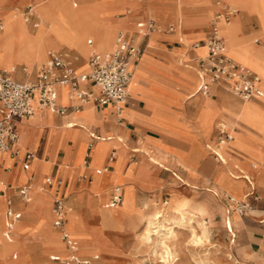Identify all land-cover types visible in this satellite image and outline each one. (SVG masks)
Instances as JSON below:
<instances>
[{
	"label": "crops",
	"instance_id": "crops-1",
	"mask_svg": "<svg viewBox=\"0 0 264 264\" xmlns=\"http://www.w3.org/2000/svg\"><path fill=\"white\" fill-rule=\"evenodd\" d=\"M36 1L38 0H0V11L19 9L27 4L33 7ZM149 1H151L150 6L134 0H100V5L103 11L107 12L105 20L117 28L124 29L126 36L131 39L132 43L136 44L139 41V37L135 35V22L137 19L144 20L146 18L150 13L147 10L148 7L156 17L152 15L157 28L159 24L156 22V19L162 24L166 21H173L171 14L174 12V0ZM198 1V6L202 8L201 11L192 12L194 16L190 18L191 20L189 19V21H192L191 24L182 30V34L188 40V46L183 50V65H185V61L193 62L194 71H191L187 65L181 68L180 61L178 62L175 59L178 65L177 69L173 70L169 65L166 69L171 74H175L174 71H177L176 77L178 81L169 79L166 86L150 89L146 92L144 99L137 95L129 96L126 104L122 107L123 114H119V121L113 115L111 104L98 106L93 103H87L81 107L78 113L68 111L64 115H57L51 112L48 114L43 112L45 110H36L37 113L31 119L24 118L21 120V124H15V132L21 141V153L31 152L34 157L27 165L23 166L20 161L17 162L20 158V150L16 160L11 159L6 154L0 153V203L3 201L5 210L6 202L9 201L11 208L20 213L19 220L23 217V214L27 217L28 220L24 225L25 241L35 242L34 245H39L44 241L43 238H45L46 231L50 230L47 229L48 219L45 215L46 211H49L51 214L50 199L44 194H40L38 197L33 194V202L36 200L30 210L24 213L23 208L28 201L23 202L19 199L16 192L18 186L29 185L31 187V184L34 182L42 186L43 179L46 176H50L53 180L60 179L63 183V191L66 196L64 202L66 208L70 199L67 189L69 186L76 189L83 181L80 179L76 180L79 174L81 176L87 175L89 181L92 180L91 187H94L101 180L102 170L103 172H107L103 176L107 185L109 184L108 181H110L109 173L116 168L117 163L121 165L124 162L121 169V174H123L126 166L134 161L138 164V168L142 167L147 178L152 165H156L157 162L153 160L151 162L150 160L145 161L143 156L137 152L132 153V156L129 157L130 149L137 146L140 142H145L147 139L150 142L146 141L149 146L152 145V142H158L160 145L180 154L179 164L169 162L165 164L166 167L163 169L151 170V173L156 178L155 185L157 187H155L157 189H160L161 185L164 184L169 185L166 187H171L165 178L158 175L159 170L169 172L172 182H178L182 186L184 185L180 182V178L187 180L195 186L194 190H200V194L202 195L205 193V188H210L213 184L215 185L214 178L221 175V186L223 188H221L220 192L223 193L225 198L231 194H235L238 203L242 202L244 205H248V208H244L243 213H237L238 218L232 225L235 228V234L232 231L230 232L229 236H233V242L231 240L230 242H236L235 249L240 260L245 262L262 261L264 257V133H255V138L244 135L242 140L249 148L253 149V154L234 149L236 154H225L227 164L221 168H219L221 160L216 159L212 155V152L210 153L208 147L213 146L216 148L218 145L216 130L219 124L216 125V123L223 122L219 117H226L222 109L229 106V102L238 104L233 99L238 98L230 94L225 85H210L207 96L195 93L197 85V83L195 85L194 81V78L197 79L195 60L198 57L195 49L200 46L208 34L210 20L206 23V14L209 11L212 18L213 15L221 10V5L227 6L226 4H228V0ZM76 5V2L71 3L73 8ZM162 12L168 14V17L163 20L158 17ZM238 14L237 20L242 27V34L244 36H249L257 30L253 14L244 11H239ZM33 15L35 17L34 21H37L38 25L39 21L34 7ZM106 21H104L105 35L109 36L113 33V29ZM252 23L253 26L251 25ZM26 25L32 30L37 28H32L28 24ZM168 26L172 27L170 31H166ZM4 31L5 28L0 35ZM174 31L175 21L166 24L160 32H157V37L152 39L154 40V48L151 49L153 59L160 60L167 51L180 47L177 41L178 37L173 36ZM148 39L149 37L146 40L143 53L149 49L147 46ZM255 40H257L256 43H254ZM253 44L255 47L262 48L264 52V40L254 39ZM58 50L65 54L67 61L76 72H84L86 60L91 53L84 57L73 49L60 48ZM47 52H45V58ZM185 53H187L186 60ZM33 57L34 60L32 64L30 63L31 65L40 63V56L34 55ZM82 66H84L83 69H81ZM21 67H24V65L20 64L14 68L12 77L15 80L23 82L34 77V68L29 69L26 67L29 71L24 76L20 71ZM261 81L258 78L257 86L262 91ZM84 88L95 93V90L88 85H85ZM56 92L57 104L67 106L66 89L58 87ZM259 100L260 98H253L248 101L254 102L260 109L264 110V101ZM86 130H89L94 138L88 135ZM123 142L125 143L124 146L121 144ZM116 145L117 148L114 147ZM82 146L84 147V153H89V158H87L89 160L88 167H82L81 169L73 168L64 174L62 167H68L71 163L74 164L76 162ZM152 149L150 153L153 154V159L175 161L178 158L156 145ZM101 152L102 155L97 162L96 159ZM116 152H118V162L116 158L114 159ZM133 152H135L134 149ZM251 161L256 163L255 167L251 166ZM184 166L192 169L193 174H188ZM97 167H100V169H97ZM229 172L238 173L237 175L241 178L230 181L224 177ZM176 175L180 177H177L180 181L175 179ZM243 175L246 177L242 178ZM134 177H137L136 174L132 178ZM119 181L122 182L123 180L120 179ZM129 181H133V179H129ZM129 181L124 180V183H128ZM83 182L85 184L88 183L86 181ZM119 192L121 196L120 188ZM138 192L148 191L137 188L134 191L136 197ZM29 195L28 197L30 198ZM122 195L124 201L125 193L122 192ZM244 195H247L246 199L241 200L240 198ZM79 198L83 199L84 196L82 195ZM109 198L110 193L103 201V208L115 209L116 207H105ZM51 219L49 226H51ZM38 222L39 224H37ZM4 229L5 226L3 231ZM29 232L31 235L27 236ZM15 233V230L12 228L10 240L5 241L12 243L15 239ZM25 247H27V243ZM25 247L18 250V254L21 257L24 254ZM12 259H15V255H12ZM0 264L11 263L6 261L5 258H0ZM18 264H21V262Z\"/></svg>",
	"mask_w": 264,
	"mask_h": 264
},
{
	"label": "rangeland",
	"instance_id": "rangeland-1",
	"mask_svg": "<svg viewBox=\"0 0 264 264\" xmlns=\"http://www.w3.org/2000/svg\"><path fill=\"white\" fill-rule=\"evenodd\" d=\"M88 1L89 4L93 6L95 13L97 12L96 16L98 17L97 20L91 24V28L89 30L90 33L89 36L93 39H99L105 31L104 22H103V19L105 18L103 17V19L100 21V17L104 16L107 12L103 11L100 5V0H88ZM72 2H76V4H78L79 7L81 5V3L77 0H42V3L46 6V9H48L50 15H52L53 18L55 16L60 18V15L62 14L70 15L75 11H77L79 7L77 6L73 8L71 6ZM143 3L147 4V6H150L151 1L146 0ZM198 3H199L198 0H174L173 3L174 12L173 14H171L172 15L171 18L173 19V21H175V31L173 36L176 38L178 37L177 41L179 42L180 47L178 49H172L167 51L166 54L163 56V58H161L160 60H155L151 56V49L154 48L153 45L154 40L152 39H155L158 34L157 32L150 34L148 39L149 49L145 50V52L142 54L141 60L138 62L135 68V80L137 82V87L133 95H137L140 98L144 99L146 96V92L149 91L150 89L166 86L167 81L169 79L178 81L176 77L177 71H174L175 74H171L166 69L168 65L171 66L173 70H175V68L177 69L178 65L175 59L178 62L180 61L181 68L187 65V67H190L191 71H194L193 62L185 61L187 59V53H185V60H184L185 65H183V59H184L183 50L188 46V40L185 36V38L183 39L184 43H181L179 32L182 31L183 28L191 24L192 21H189V19L192 17L193 9L198 7ZM227 3H228L227 5H229L232 9L235 10L236 16H239L238 14L239 11H244L246 13L253 14L255 23L257 25V30L251 33L249 36H244L242 34L243 33L242 27L240 25V30H241L240 33L242 38L241 40H238V42L235 43V45H233L231 49H229L228 47V40L225 34L222 33V36L225 39L228 57L235 64L255 73L262 80L261 81L262 90L264 91V77L262 73L256 68L252 67L249 63L240 59L239 55L237 54V51H234L236 50L235 48L238 49L244 47L250 48L251 50L254 51H259L262 49L260 47H255L253 44V40L254 39L264 40V33H263L264 32V0H246L245 2L246 7L237 5V3L234 0H228ZM36 4H39L38 1H36L33 7L37 19L39 21L38 23L40 25L38 28L34 30L27 27V25H25L21 19V11L23 7L19 9L18 8L9 9L0 12L5 13L8 16L12 12L16 13L19 17L20 22L25 26L28 34L35 35L38 32V29L40 30L42 25L40 16L36 11V7H35ZM147 10L148 12L151 13V14L149 13L150 16L153 17L154 14H152L151 9L148 7ZM236 16H234V18ZM158 17L159 19L163 20L164 18L168 17V14L162 12L161 15ZM234 18L233 19L231 18L232 22L230 24L234 22ZM210 19H211V13L208 12L206 14V23ZM139 20L140 19H137V21ZM0 21L4 23V19L1 17H0ZM173 21L171 20L166 21L162 24L156 19V22L159 24L158 30L159 29L162 30L166 24L170 22L173 23ZM251 25L253 26V23ZM117 32H118V28L116 27L114 30V35L112 37L113 39L111 40V43L113 42L115 34ZM51 48L52 49H46V51L58 50L60 48L75 50L74 48L68 47L67 45L62 44L60 42L57 43L54 42V45ZM89 48H93V50L91 51V53H93V52H99V48H101V46L98 42L94 41L91 42ZM75 51L78 52L77 50ZM195 53L198 54L199 51L195 50ZM42 61H44V59H41L40 63H35L31 65L32 63L29 62V60L26 61L22 59L21 61L15 64V67H17L20 64H23L25 67L29 69L30 68L36 69L38 65L42 63ZM84 66H82L81 69H83ZM4 68L9 69L11 67L2 66L0 64V69H4ZM194 81L196 85L197 79L194 78ZM192 92L191 94H193ZM233 99L237 103L241 102L240 104L243 106L256 105L252 101H240L235 98ZM222 110H223V114L226 115L227 113H230L231 107L226 106ZM247 119H248L247 127L249 132L242 133V128L240 125H235L233 127V131H231L230 127L227 125L224 127V129L226 130L227 135L231 137V140L228 139L225 140L224 143H217L218 145L216 146V148L213 146H211V148L219 150L222 155L224 154L223 155L224 158H226L225 154H231V153L236 154L235 153L236 151H234V149L253 154L252 152L253 149L249 148L243 142L242 137L245 135L255 138L254 136L255 133H259V134L264 133V121H263L264 119L263 118L258 119L256 116H252L251 118L249 117ZM19 124H21V120L17 122V125ZM216 125H218V123H216ZM200 127L202 126L200 125ZM146 141L149 142L147 139ZM146 141L140 142L137 146L131 148L129 157L132 156V153L137 152L143 156L145 161L150 160L151 162V160H153L154 162H157L156 165H152L147 178L142 167L138 168V164H136L134 161L130 162L126 166L123 174H121V169L124 165L123 162L121 165L117 163L116 168L109 173L110 181H108L109 184L107 185H106V181L103 179V176L107 172H103L101 170L102 177L97 186L91 187L92 184L91 185L85 184V182L82 181L76 189L72 188L71 186H69V188L67 189V193L70 195L68 206L66 207L67 227L71 236H73L78 241V245H79L78 255L88 259L93 258L95 256L96 259H90V264H264V257L260 262H256V261L245 262L243 260H240L239 255L236 253L237 250L235 249L236 242L231 243L233 242V236L231 235L229 236L230 233L227 232V226L231 224L232 233L235 234V228L232 225L234 224L233 222L238 218V215L237 212L235 211L232 212L231 215L225 212V209L227 210L228 208L229 210V206L231 207L234 206L230 204L228 206V202L225 196L223 195V193L220 192L221 188H223L219 181L221 175L214 178L215 185L213 184L212 187L205 188L204 190L205 193L202 195L200 194L201 191L194 190L195 186L190 184L187 180L182 179L177 175L175 176V179H177V177L181 179V181L179 179L177 180L184 185L182 186L178 182H172L171 180L172 178L169 172H164L163 170H159L158 175L162 178H165V180H167V182L170 183L171 187L170 188L166 187L169 185L164 184L161 185L160 189H157L156 188L157 186L155 185L156 178L155 175L151 173V170H156L159 168L163 169L166 167L165 164L169 162L173 164L175 163L179 164L180 154L177 153L176 151L170 150L165 146L160 145L158 142H152L151 143L152 145L149 146ZM20 144L21 141L20 138L18 137V141L16 145L20 150V156H21L22 153H21ZM121 144L123 146L125 145L124 142ZM155 145L177 156L178 157L177 160L162 161L160 159H153L152 156L153 154H151L150 152L153 150L152 148ZM114 147L117 148V145ZM133 149L135 152H133ZM211 152L212 151L210 150V153ZM101 155L102 152L99 155V157L96 159L97 162L100 160ZM83 156H84V147L82 146V149L79 152L76 162L74 164L71 163L70 165H68V167L63 166L62 172L65 174L66 172L72 170L73 168L81 169L83 167L82 166ZM115 158L116 161L118 162L119 159L118 152L115 153L114 159ZM85 161H87V158H85ZM17 162H19V160ZM223 166L226 165H220L219 168ZM251 166L255 167L256 163L254 161H251ZM184 168L187 171V173L191 175L192 169L186 168L185 166ZM97 169H100V167H97ZM135 174L137 177L132 178L133 176H135ZM224 177L230 181L236 180L235 178L234 179L231 178L228 173ZM79 179L82 180L81 174H79V177L76 178V180ZM120 179L123 181L122 182L119 181ZM129 179L130 180L133 179V181H129ZM124 180H128L129 182L124 183ZM215 186L218 189L214 188ZM113 187H117V188L119 187L121 192L125 193L124 205L116 207L114 209L117 211V213L119 212L128 213L127 210H123V209L128 205L129 200H131V202L134 204L137 211L141 210V207H143V205H147L149 207H153V206L155 207L156 205V208L159 209L161 204H165V210L167 212H170V206H172L178 199H188L193 202L194 208L200 209V217L205 219L206 222L202 221L197 215H194L195 218L187 222L185 226H178V227L173 226L174 233L171 235L167 234L166 230H162L161 232H158V234L151 233L150 236L146 235L143 225L137 223V219L135 218L136 217L135 215H132L134 217V218L132 217L133 220L132 219L130 220L129 216L127 215L123 216L118 222L119 224L117 223L116 225L111 223L103 224L100 221L99 217L97 216V213L99 207L101 208L100 204L103 203V201L106 199V196L111 192V189ZM30 188H31L30 191L32 190V192H30V195L35 194L36 196H40V194H44L39 192L40 186L39 183L37 182L31 184ZM137 188L148 191V192H138L137 197L139 200L134 194V191ZM44 195L48 196L47 194ZM82 195L84 196V198L80 199L79 197H82ZM100 196H101V200H100ZM229 197H233L237 199V196L235 194H231ZM32 201L33 198L30 197L28 199V203L23 208L24 213L25 211L30 210V208L33 206L34 202ZM0 205H1L0 221L3 222L2 227L4 228L5 216H4L3 201L2 203H0ZM45 215L46 218L48 219V226H49L51 214L49 213V211H46ZM27 220H28L27 217L23 214L21 221L24 223V225L26 224L25 222H27ZM23 223L17 224L14 230L20 231L21 234H24L25 229L23 228L22 230H20V226ZM37 224H39V222ZM2 227L0 228V239H3L1 236V232L3 230ZM49 227L50 229H52L51 226ZM47 232L48 230L46 231L45 234H47ZM52 232L54 234V237L52 236L48 238L47 236H45V238H43L44 241H42L39 245H34L35 242L24 241L22 246L25 247L27 243V247H25L26 249L24 250V254L22 257L20 254H18V250H19L18 248H7L5 253L0 254V258H5L6 261H8L11 264H18L20 262L21 264H48L47 259L49 255L54 254L61 256L63 254L62 244L59 241L58 235L54 233L53 230ZM162 234H165L167 237L165 241V245L167 247L161 246L159 244L158 235H162ZM30 235L31 233L29 232L27 236ZM56 243L57 246L55 249H53L54 248L53 246ZM82 250H87V251H82ZM12 255H15V259H12Z\"/></svg>",
	"mask_w": 264,
	"mask_h": 264
},
{
	"label": "built area",
	"instance_id": "built-area-1",
	"mask_svg": "<svg viewBox=\"0 0 264 264\" xmlns=\"http://www.w3.org/2000/svg\"><path fill=\"white\" fill-rule=\"evenodd\" d=\"M134 1L143 3L146 0ZM234 13L229 11L225 5H221V10L209 22L208 34L200 44L205 48V53L195 60L196 94L207 96L210 85H225L227 91L240 100H250L262 96V91L257 86V76L246 68L233 63L223 53V38L218 32L216 22L220 18L223 21H228ZM21 19L32 28L37 27V21H34L33 7L30 4L23 7ZM171 28L168 26L166 31H170ZM160 31L155 26L154 19L147 15L144 20L135 22V35L139 37L136 44L132 43L124 32L118 31L114 37L112 51L106 55L91 53L86 60L87 70L84 72H76L67 61L65 54L59 50L46 54L45 60L35 69L34 77L30 80L23 82L15 80L12 77L13 67L8 70H0V153H7L13 159L18 158L19 149L16 146L17 133L14 126L19 120L29 118L36 110H47L57 115H64L68 111L77 112L87 103L98 106L111 104L113 115L119 121V114L128 97L127 84L133 69L142 56L146 40L150 34ZM256 42L257 40L254 41V43ZM20 71L24 76L27 75L28 71L25 67H21ZM85 85L92 87L95 93L84 88ZM58 87L66 89L67 106L57 104L56 89ZM216 132L217 143L229 139L222 125L219 124ZM212 155L220 160L217 154L212 153ZM32 158L33 153L23 152L19 161L25 166ZM84 165H86V161ZM81 179L89 182V177L86 175H82ZM29 189V185L16 188L21 201H28ZM39 192L47 194L50 199L51 228L58 235L63 249L61 256L49 255L48 264H90V259H96V257L88 259L79 256L76 240L69 236L63 228L66 196L62 181L46 176ZM226 200L229 204L233 203L230 197H227ZM120 201L119 189L113 187L105 207L115 208L120 204ZM244 208L245 205L242 202L234 203V210L238 214L243 213ZM4 216L6 222L2 236L9 241L13 225L19 220L20 213L14 211L10 202L7 201Z\"/></svg>",
	"mask_w": 264,
	"mask_h": 264
},
{
	"label": "bare ground",
	"instance_id": "bare-ground-1",
	"mask_svg": "<svg viewBox=\"0 0 264 264\" xmlns=\"http://www.w3.org/2000/svg\"><path fill=\"white\" fill-rule=\"evenodd\" d=\"M77 1H79L81 3L80 7L78 6V4L76 5V7L77 6L79 7V9L77 8L78 9L77 11H75L74 13H72L70 15L62 14V15H60V18H58L57 16H55L53 18L52 15H50L48 9H46V6L42 3V0H38L39 4H36L35 7H36V11L38 12V15L40 16L42 25H41L40 30L38 29V32L35 35L28 34L25 26L20 22L19 17L16 13H13L11 11L12 13L8 16L5 13L0 12V17L4 19V23L1 22L2 30L0 31V33L3 32L4 26H5L4 33L2 35H0V64L2 66H9V67L15 68V64L17 62L21 61L22 59H24L26 61L29 60V62L32 63L34 60V57H33L34 55L40 56L41 59H44L46 49H52L51 47L54 45V42L55 43L60 42L62 44L67 45L68 47H72L75 50H77L80 54H82L83 56L91 53L93 48H89V45H91L90 42H94V41L98 42L101 46V48H99L98 53L106 55L109 52H111L113 47H114V41L112 44L111 40L113 39L112 37L114 35V30L116 27L113 26L110 22L103 19V17L105 18L107 16V14H105L104 16L100 17V21L103 19V22L106 21L109 26H112L113 33L110 34L109 36H106L105 31H104L103 35L99 39L91 38L89 36L90 35L89 30L91 28V24L94 21H96L98 18L96 16L97 12L95 13L93 6L89 4L88 0H77ZM234 1L237 3V5L242 6V7H246V4H245L246 0H234ZM226 7L228 8L229 11L235 12V10L232 9L229 5H227ZM201 9L202 8H200L198 6L197 8L193 9V12L194 11H201ZM205 13H204V15H205ZM193 16L194 15L192 14V17ZM234 16H236V15H233V17H230L228 19V21H223L220 18L216 22L219 34L221 36H222V33L225 34V36L228 40L229 49H231L233 47V45H235V43H237L238 40H241V38H242L241 33H240L241 32L240 23L237 20L238 16H236L235 18H234ZM231 18L232 19L234 18V22L232 24H230L232 22ZM230 19H231V21H230ZM39 25L40 24L38 23L37 28L39 27ZM118 31L124 32V29L118 28ZM179 34H180L181 43H184L183 39L185 38V36L182 34V31H180ZM222 38H223V43H224L223 53L227 58H229L228 54H227L225 39L223 36H222ZM111 44H112V47H111ZM148 45H149V43H147V46ZM109 46L111 47V49L109 51H107L110 48ZM235 49L236 50H234V51H237V54L239 55L240 59L249 63L252 67L259 70L264 77V52L262 51V49L259 51H254V50H251L250 48H245V47L244 48H238V49L235 48ZM195 50L199 51L198 56H203L205 53V48L203 46H201V47L199 46ZM50 51H55V50H50ZM50 51H48V52H50ZM105 51H107V52H105ZM140 60H141V58H140ZM135 68H136V66H135ZM135 68L132 71L131 77L129 79V82H128L127 88H126V92L128 94V97L132 96L135 93V90L137 87V82L135 80ZM0 70H8V69L4 68V69H0ZM26 70L29 71L27 68H26ZM86 70H87V68L85 66L84 71H86ZM257 78H259V77L257 76ZM231 82H234V81H231ZM126 101H127V99H126ZM243 101H248V100H243ZM260 101H264V91L263 90H262V96L260 97ZM229 103H230L229 106L231 107L230 113H227L225 118L219 117V119L223 120V122H217L218 124H221L223 126V128L228 125L230 127V130L233 131V127L235 125H240L242 128V133L243 132H249L248 127H247V123H248L247 118H249V117L251 118L252 116H256L258 119H260V118L264 119V110L260 109L256 105L243 106L240 103H238V104L231 103V102H229ZM79 111L80 110H78L77 112H74V113H78ZM43 112L50 114V112L47 110H45ZM36 113H37V111H34L33 114L29 117V119H31ZM120 114L121 115L123 114V110H121ZM69 130H71V129H69ZM86 133L94 138V136L91 134V132L89 130H86ZM228 137L231 140V137L229 135H228ZM17 139H18V135H17ZM224 142L225 141H222L221 143H224ZM208 148L212 151V153H215L218 155V157L221 160V165L227 164L226 158L223 157V155L221 154V152L219 150H216V149L211 148V147H208ZM3 154L8 155L7 153H3ZM33 157H34V155H33ZM85 158H89L88 152L84 153L83 160H82V166L88 167L89 160H87L86 165H84ZM11 159H13V158H11ZM13 160H16V159H13ZM191 174H193V170H191ZM228 174L233 179L234 178L235 179L241 178L239 175H237L238 173L229 172ZM244 177H246V176L243 175L242 178H244ZM83 181H85V180H83ZM219 181L221 183V179ZM91 182H92V180H90L87 184H91ZM214 188L218 189L216 186ZM39 190H40V188H39ZM29 194H30V190H29ZM33 196H34L33 194L30 195L31 198H33ZM246 196L247 195H244L243 198H241V200L246 199L245 198ZM230 198L233 201V203L230 205L234 206V203L237 202L238 199L233 198V197H230ZM100 200H101V196H100ZM123 203H124L123 195L121 192V201L117 207L122 206ZM100 205H101V208L99 207L97 216L99 217L100 221L103 224L111 223V224L116 225L123 216L127 215V216H129V218L131 220L133 217L132 215H135L136 216L135 218L137 219V223H139L140 225H143L144 231H145L147 236H150L151 233L158 234V232H161L162 230H166L167 234L171 235L174 233V231H173L174 227L185 226V224L187 222H189L191 219L195 218L194 215H197L202 221L206 222L205 219L200 217V209L194 208L193 202L188 200V199H178L172 206H170V212H167L165 210V204H161L159 209L156 208V205H155V207L154 206L149 207L147 205H143V207H141V210L137 211L134 204L131 202V200H129L128 205L123 209V210H127L128 213H122V212L117 213V211L114 209H104L103 203ZM0 207H1V205H0ZM245 207L248 208V205L246 204ZM229 210H230V212H229ZM229 210H228V208H227V210L225 209V212L229 215H231L232 212L235 211L234 207H231V206H229ZM21 219L13 225V230L15 229L17 224L23 223L21 221ZM5 222H6V220H5ZM2 226H3V222L0 221V228ZM4 226H5V224H4ZM47 227H48V229H50L49 226H47ZM23 228H24V223L20 226V230H22ZM63 228L68 233V235L71 236V234L68 231V227H67V208H65V222H64ZM231 231H232L231 230V224H229L227 226V232L230 233ZM15 232H16L15 233V239L12 243H7L4 240V238L2 236V232H1V236L3 239H0V254L5 253L7 248H18V249L20 248V249H22L23 242L25 241V239H24L25 234H21L20 231H15ZM45 236L50 238L52 236L54 237V234L50 229V230H48L47 234H45ZM158 236H159V239H158L159 244L161 246L167 247L165 245V241L167 238L166 235L162 234V235H158ZM71 237L73 239H75L73 236H71ZM78 240H81V239H78ZM76 243H77V250H78L79 245H78L77 240H76ZM56 246H57V243L53 246L54 247L53 249H55ZM83 249H85V248H83ZM82 251H87V250H82ZM167 255H168V253H167Z\"/></svg>",
	"mask_w": 264,
	"mask_h": 264
}]
</instances>
